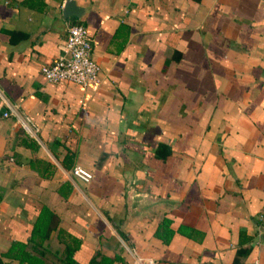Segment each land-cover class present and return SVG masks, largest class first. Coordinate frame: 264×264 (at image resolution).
Returning <instances> with one entry per match:
<instances>
[{
  "label": "crops",
  "instance_id": "0c3cea01",
  "mask_svg": "<svg viewBox=\"0 0 264 264\" xmlns=\"http://www.w3.org/2000/svg\"><path fill=\"white\" fill-rule=\"evenodd\" d=\"M64 1L0 0V253L23 241L69 264L77 242L70 264H131L129 247L143 264H264V0ZM74 22L98 79L45 81ZM43 207L55 225L31 240Z\"/></svg>",
  "mask_w": 264,
  "mask_h": 264
},
{
  "label": "built area",
  "instance_id": "2783aa9c",
  "mask_svg": "<svg viewBox=\"0 0 264 264\" xmlns=\"http://www.w3.org/2000/svg\"><path fill=\"white\" fill-rule=\"evenodd\" d=\"M39 71L45 81L59 82L69 81L81 85L95 83L98 79L99 67L91 57L90 37L86 26L81 22L70 23L67 26L63 42L60 44V51L50 62L43 63ZM7 104V109L2 115H11L19 125L27 132L34 131L35 126L25 113L19 112L15 106ZM71 174L88 180L90 172L79 164H73L70 168ZM259 227H264V201L258 213ZM128 252L132 258L131 264H143L144 258L133 248L129 247ZM240 264H259L257 259L244 260Z\"/></svg>",
  "mask_w": 264,
  "mask_h": 264
},
{
  "label": "trees",
  "instance_id": "16d2710c",
  "mask_svg": "<svg viewBox=\"0 0 264 264\" xmlns=\"http://www.w3.org/2000/svg\"><path fill=\"white\" fill-rule=\"evenodd\" d=\"M169 149L164 144H159L158 147H156L157 154L164 155L167 153ZM163 153V154H162ZM56 222V216L51 213L50 210H48L46 207H43L40 212L38 213V216L33 224L32 227V236L30 237L31 240H34V238H38L39 240L46 238L48 236V233L50 229L52 228L54 223ZM26 242L23 241H12L5 250H3L0 253V256H5L9 258H14L17 260L15 264H47L43 261V259L40 256H37L30 251H28L25 246ZM36 243L34 242L32 246L34 247ZM77 242L67 249L65 248V260L67 263L72 262V251L76 248ZM120 259V256L114 255L113 258H110L104 254H101L99 258L93 257L90 259L89 264H112L113 260ZM0 264H2V261L0 259Z\"/></svg>",
  "mask_w": 264,
  "mask_h": 264
},
{
  "label": "water",
  "instance_id": "95a60500",
  "mask_svg": "<svg viewBox=\"0 0 264 264\" xmlns=\"http://www.w3.org/2000/svg\"><path fill=\"white\" fill-rule=\"evenodd\" d=\"M63 14H75L79 15V12L81 10V7L76 6L74 3V0H65L63 3Z\"/></svg>",
  "mask_w": 264,
  "mask_h": 264
}]
</instances>
